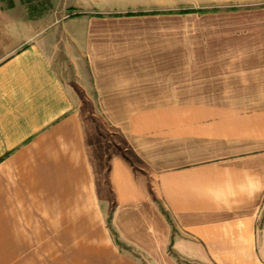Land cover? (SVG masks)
Here are the masks:
<instances>
[{
    "label": "crops",
    "instance_id": "crops-1",
    "mask_svg": "<svg viewBox=\"0 0 264 264\" xmlns=\"http://www.w3.org/2000/svg\"><path fill=\"white\" fill-rule=\"evenodd\" d=\"M44 1L0 0V264H264V0ZM58 53L132 153L105 177Z\"/></svg>",
    "mask_w": 264,
    "mask_h": 264
},
{
    "label": "rangeland",
    "instance_id": "rangeland-1",
    "mask_svg": "<svg viewBox=\"0 0 264 264\" xmlns=\"http://www.w3.org/2000/svg\"><path fill=\"white\" fill-rule=\"evenodd\" d=\"M37 1L38 0H26V2L31 3V7L36 5L35 2ZM44 2V9L47 11L45 14H51L53 20L56 18V12L58 16H62L63 13L57 10V3H59L60 0H47ZM38 4H40V2ZM228 23L230 22L226 18H217L215 20L197 17L177 18L171 20L168 31L172 33V36L174 35L179 38L182 50H185L184 47H189L190 45L217 47L223 45L222 39L219 36L221 35L222 29H227L224 26ZM173 25L177 26V28L173 27ZM191 35L195 39L191 37ZM231 38H228L227 41L232 40ZM166 40H168V38ZM169 40L173 41V38L170 37ZM236 42L237 40L235 43ZM227 44L229 45V43ZM50 60L52 66L74 95L78 110L91 135V140L94 142L93 148L96 151L99 150L102 155V176L105 177L108 165L110 164V158L120 155L130 160L132 158V153L130 149L126 147L119 132L113 127H110L106 119L101 116L95 101L90 78L86 71L84 57L81 58L77 55L58 53L50 57ZM134 168L136 171H139V167L136 166Z\"/></svg>",
    "mask_w": 264,
    "mask_h": 264
},
{
    "label": "trees",
    "instance_id": "trees-1",
    "mask_svg": "<svg viewBox=\"0 0 264 264\" xmlns=\"http://www.w3.org/2000/svg\"><path fill=\"white\" fill-rule=\"evenodd\" d=\"M209 10H203V9H200V10H195V9H184V10H180L179 12L180 13H194V12H207ZM212 11H219L218 8H215L214 10ZM134 13H128L127 15H133ZM79 14L75 15V16H78ZM111 222H112V216L110 215V217L108 218V227L112 233V236H113V239H114V242L121 248V249H124V245L120 242V240L118 239V235L117 233L115 232V230L112 228L111 226Z\"/></svg>",
    "mask_w": 264,
    "mask_h": 264
}]
</instances>
